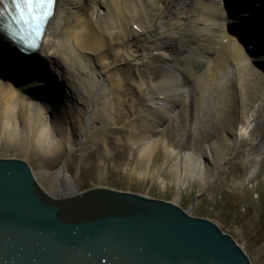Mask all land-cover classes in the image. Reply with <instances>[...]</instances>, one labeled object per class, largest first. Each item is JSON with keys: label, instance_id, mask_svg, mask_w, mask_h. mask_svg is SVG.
Wrapping results in <instances>:
<instances>
[{"label": "bare ground", "instance_id": "1", "mask_svg": "<svg viewBox=\"0 0 264 264\" xmlns=\"http://www.w3.org/2000/svg\"><path fill=\"white\" fill-rule=\"evenodd\" d=\"M226 1L58 0L33 57L39 67L35 70L13 62L8 42L0 34V145L47 154L63 146L67 157L77 145L84 151L88 142L103 141L116 128L120 107H134V100L128 102L121 95L120 70L126 68L132 72L127 84L144 106L127 121L125 136L130 143H141L139 156L149 161L152 147L164 145L153 138L158 123L172 115L173 104L185 100L181 74L201 64L197 113L214 112L221 121L230 111L234 122L232 118L222 137L205 147L202 155L177 156L164 146L168 154L176 155L177 167L188 162L186 169L205 189L225 161L221 152L248 137L251 102L259 101L255 116L264 109V90L258 91L251 68L255 62L264 76V0H250V6L240 10H228ZM256 14L258 21L249 23L246 35L230 29ZM172 54L181 61H174ZM155 72L158 76L146 86L144 78ZM148 121L152 129L140 130L138 138L135 124ZM29 166L37 179L41 176L50 182L54 193L38 179L50 194L68 190L71 183L76 189L61 165L53 171Z\"/></svg>", "mask_w": 264, "mask_h": 264}, {"label": "rangeland", "instance_id": "2", "mask_svg": "<svg viewBox=\"0 0 264 264\" xmlns=\"http://www.w3.org/2000/svg\"><path fill=\"white\" fill-rule=\"evenodd\" d=\"M172 55L174 61H181V58ZM225 63L228 64V61ZM191 68L188 73L181 74V85L186 88L185 100L173 104L172 115L158 123L153 138H159L177 156L190 153L196 157L204 153L205 147L222 137L233 117L230 111L221 121L216 119L214 112L208 115L197 113L200 93L197 74L204 67L198 64ZM251 68L261 92L264 90L262 71L253 64ZM120 74L124 80L121 95L128 102L134 100V107H120L115 116L116 128L104 136L105 141L93 145L88 142L84 151H79L77 145L66 161L67 151L63 146L57 152L47 154L39 150L25 152L21 146L2 143L0 158L22 159L34 168L49 171L58 169L65 161L66 173L74 180L76 190L106 187L173 202L192 216L204 217L216 223L241 246L251 264H264V109L257 116L253 114L259 101L253 100L250 105L246 125L248 137L240 139L238 146L231 145L221 152L220 156L225 161L202 190L199 178L186 169L188 162H181L177 167L176 155L168 154L164 145L152 147L149 161L141 160V143H130L125 136L129 129L125 128L127 121L134 118L133 113H137L144 104L127 84L132 72L121 68ZM157 76L156 72L146 75L143 80L145 85L149 86V81ZM135 77L137 79V75ZM212 102V99L209 100L210 104ZM152 125L150 121L137 122V137H140V130H148ZM248 151L250 155H247ZM203 158L207 160L206 155ZM38 179L46 189L55 192L49 181L41 176Z\"/></svg>", "mask_w": 264, "mask_h": 264}, {"label": "water", "instance_id": "3", "mask_svg": "<svg viewBox=\"0 0 264 264\" xmlns=\"http://www.w3.org/2000/svg\"><path fill=\"white\" fill-rule=\"evenodd\" d=\"M15 48L20 68H39ZM70 185L50 194L27 162L0 158V264H251L216 223L173 202Z\"/></svg>", "mask_w": 264, "mask_h": 264}, {"label": "snow or ice", "instance_id": "4", "mask_svg": "<svg viewBox=\"0 0 264 264\" xmlns=\"http://www.w3.org/2000/svg\"><path fill=\"white\" fill-rule=\"evenodd\" d=\"M17 7L19 8L20 0H16ZM56 3V0H24L23 7L27 10L28 14L36 20L37 35H39V27L50 16L51 11Z\"/></svg>", "mask_w": 264, "mask_h": 264}]
</instances>
